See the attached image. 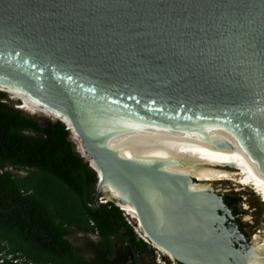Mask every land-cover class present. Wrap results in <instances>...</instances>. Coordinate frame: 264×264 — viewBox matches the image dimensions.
I'll return each instance as SVG.
<instances>
[{
  "label": "water",
  "instance_id": "1",
  "mask_svg": "<svg viewBox=\"0 0 264 264\" xmlns=\"http://www.w3.org/2000/svg\"><path fill=\"white\" fill-rule=\"evenodd\" d=\"M0 84L69 130L92 208L178 264H264V0H0Z\"/></svg>",
  "mask_w": 264,
  "mask_h": 264
},
{
  "label": "trees",
  "instance_id": "2",
  "mask_svg": "<svg viewBox=\"0 0 264 264\" xmlns=\"http://www.w3.org/2000/svg\"><path fill=\"white\" fill-rule=\"evenodd\" d=\"M6 97L0 91V253L27 260L1 264H136L128 250L148 252V243L121 207L105 201L92 208L97 176L69 130L25 113ZM76 231L97 235L98 241L85 242L95 255L80 253L70 240Z\"/></svg>",
  "mask_w": 264,
  "mask_h": 264
},
{
  "label": "rangeland",
  "instance_id": "3",
  "mask_svg": "<svg viewBox=\"0 0 264 264\" xmlns=\"http://www.w3.org/2000/svg\"><path fill=\"white\" fill-rule=\"evenodd\" d=\"M6 100L7 103L11 104L14 107H18L19 104V100L14 99L12 97H9L7 95V97L4 99ZM21 101V100H20ZM22 102V101H21ZM25 113L38 118L39 120L43 121L45 119H48V117H53L52 114H50L49 112H44V113H30L24 109H22ZM48 116V117H47ZM75 146L77 147V144H75ZM26 171H22L21 174L24 175L26 174ZM94 194H95V189H94ZM101 200H103L104 202L107 201L105 197H101ZM124 211V210H123ZM125 212V211H124ZM125 219L128 221V223H130L131 225H133L134 230L137 234L138 237H142V239L144 241H146V243H148L147 245L149 246V250L148 252H142V251H138L135 248H130L128 250L129 253V257L130 259H136L137 263L136 264H142V263H151V262H155L156 264L159 262L160 264H178L177 262H175L173 259H170L169 256H167L165 254V252L163 251V249L157 244L155 243V241L150 240L143 229L139 228L138 224H136L133 219H131L125 212V214L123 213ZM78 234L80 235H85L83 233V231H77ZM80 237V236H79ZM91 237H93L91 235ZM75 240V239H74ZM76 243H79V239L76 238ZM118 245V243H116ZM86 253H88L86 251Z\"/></svg>",
  "mask_w": 264,
  "mask_h": 264
},
{
  "label": "bare ground",
  "instance_id": "4",
  "mask_svg": "<svg viewBox=\"0 0 264 264\" xmlns=\"http://www.w3.org/2000/svg\"><path fill=\"white\" fill-rule=\"evenodd\" d=\"M0 90L5 91L9 95V97H12L14 99L19 100L18 107L21 108V109L27 110L30 113H34L35 111H40V112H43V113L44 112H48L43 106H40V102L28 97L27 95L23 94L22 92H20V91H18L16 89H13V88L8 87L6 85L0 84ZM98 176L101 177V179L104 177L103 174L99 170H98ZM102 183H103L102 184L103 189H107L108 192L110 193L109 197H110V195L115 196V194H114V192H113V190L111 188L109 180L108 179H104L102 181ZM120 207L122 208V210H124L126 212V214L131 219H133V221L136 224H138L139 228L142 229V227L140 225V222L138 220V217H137V213L133 209H131L129 206H127L126 204H120ZM146 236L148 237L147 234H146ZM155 243H157L163 249L165 254L167 256H169L170 259H172L171 256L168 254L167 250L165 249V247L163 246V244L160 241H155Z\"/></svg>",
  "mask_w": 264,
  "mask_h": 264
},
{
  "label": "flooded vegetation",
  "instance_id": "5",
  "mask_svg": "<svg viewBox=\"0 0 264 264\" xmlns=\"http://www.w3.org/2000/svg\"><path fill=\"white\" fill-rule=\"evenodd\" d=\"M85 235H80L77 233V231L73 234L72 237H70V240L74 243V245L76 247L79 248L80 253H82L85 256H91V255H95L96 251L94 248L88 246L85 242L88 240H94V241H98V237L97 235H95V233H91L90 231L88 232H83ZM91 235L93 237H91ZM80 236V237H79ZM76 238L79 239V243H76ZM75 239V240H74ZM86 251L88 253H86ZM27 260V258L25 259ZM133 259H130V261H132Z\"/></svg>",
  "mask_w": 264,
  "mask_h": 264
},
{
  "label": "built area",
  "instance_id": "6",
  "mask_svg": "<svg viewBox=\"0 0 264 264\" xmlns=\"http://www.w3.org/2000/svg\"><path fill=\"white\" fill-rule=\"evenodd\" d=\"M101 201L104 202L103 200ZM25 259L26 257H20L18 254L4 253V252L0 253V264L3 263L5 260L15 263V262H20ZM157 264H160V263L158 262Z\"/></svg>",
  "mask_w": 264,
  "mask_h": 264
},
{
  "label": "clouds",
  "instance_id": "7",
  "mask_svg": "<svg viewBox=\"0 0 264 264\" xmlns=\"http://www.w3.org/2000/svg\"><path fill=\"white\" fill-rule=\"evenodd\" d=\"M122 209V208H121ZM123 211V210H122ZM123 213H124V211H123Z\"/></svg>",
  "mask_w": 264,
  "mask_h": 264
}]
</instances>
